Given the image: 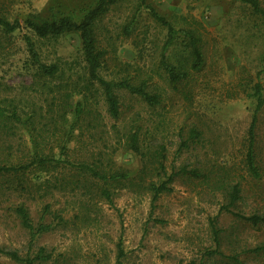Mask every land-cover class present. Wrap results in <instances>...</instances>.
<instances>
[{"label": "rangeland", "instance_id": "obj_1", "mask_svg": "<svg viewBox=\"0 0 264 264\" xmlns=\"http://www.w3.org/2000/svg\"><path fill=\"white\" fill-rule=\"evenodd\" d=\"M96 1L0 0V14L10 21H22L27 14L78 18ZM259 2L264 8V0ZM145 6L175 28H187L193 22L202 34L203 68L191 73L178 91L171 89L157 66L166 31ZM128 27L129 34L125 32ZM25 35L34 42L43 63L70 65L66 75L81 72L76 33L47 40L37 39L26 29L7 39L0 35V96L34 95L29 88L42 83L29 64ZM95 36L105 52L100 75L104 79L132 75L135 81L145 80L147 91L159 94L161 103L151 108L138 97L120 92V118L111 120L102 111L103 127L95 130L85 124L69 130L73 113H68L66 138L59 145L43 148L58 164L47 167L46 172L37 166L25 172L30 192H22L13 176L0 175V264H26L8 254L33 259L39 248L52 252V260L32 264H264V225H252L223 211L228 186L239 183L241 198L230 210L264 217V108L257 113L255 138L261 178H249L242 163L255 108L250 95L256 82L264 96V33L249 9L238 0H117L96 22ZM166 58L171 64H186L182 40L169 48ZM79 98L73 96L74 102ZM132 124L140 128V155L122 147L121 136ZM191 129L200 134L197 140L188 139ZM31 134L25 124L17 126L8 164L29 162ZM91 135L97 142L93 143ZM158 146L165 148L167 175L184 167L197 169L202 177L178 175L172 191L152 203L151 194L140 186L165 180L162 172L155 170L156 163L153 165ZM101 149L103 160L113 169L130 173L136 185L110 186V204L96 195V189L90 190L91 195L53 190L51 196L39 198L42 193L37 190L44 180L52 184L65 177L66 182L83 185L87 181L90 185L93 181L79 173L76 162L89 151ZM18 206L27 209L34 226L50 225V231L31 239L15 213ZM214 230L218 231L220 254L209 256L207 253L216 248ZM118 245L124 253L119 259Z\"/></svg>", "mask_w": 264, "mask_h": 264}, {"label": "trees", "instance_id": "obj_2", "mask_svg": "<svg viewBox=\"0 0 264 264\" xmlns=\"http://www.w3.org/2000/svg\"><path fill=\"white\" fill-rule=\"evenodd\" d=\"M238 1L249 9L250 16L255 19L264 33V8L261 7L259 0ZM116 2L117 0H97L92 8L78 18H73L70 15L57 16L54 13L47 18L37 14H27L22 21L17 18L10 21L0 14V35L6 39L14 32L25 29L39 40L76 33L81 46V72L66 75V71H70V65H64L59 61L51 64L43 63L40 60L34 42L27 35L23 37L29 56V64L35 70V77L38 80H42V83L37 88H29L30 93L34 95H24L21 92L20 94L12 93L10 96H7V94L0 96V175L13 176L15 184L22 192H30L24 176L25 172L31 167L37 166L41 169V172H46L47 167L58 164V160H55L50 152L45 154L43 148L51 143L59 145L66 138H64L66 135L64 124L68 113H73V121L69 130L75 126H81V124H85V127L89 130H95L103 127L102 111L111 120L120 118L118 95L120 92L138 97L151 108L161 103L159 94L147 91L148 86L145 80L135 81L132 75L104 79L100 75L104 68L105 52L98 45L95 36V24L108 13ZM142 5L144 4L142 3ZM145 8L148 9L150 17L166 31L157 66L164 73L165 80L171 89L178 91V87L188 81L191 73L200 72L203 68L202 34L193 22L187 28H175L172 22L155 12L151 7L145 6ZM130 31L129 27L125 28L127 34ZM178 40H182L184 43L187 53L186 64L181 62L171 64L166 58V52ZM261 61L263 65L262 71L264 72V55ZM75 95L80 98L74 102L73 96ZM250 97L255 101V108L247 130L242 163L248 177L252 180H259L261 173L256 160L255 138L258 121L257 113L264 108V96L259 82L253 85ZM23 115L25 119L21 120ZM21 123L25 124L32 133L33 154L29 162H19L15 165L8 164L9 157L13 154L11 153V140L15 138L17 126ZM139 133L140 128L132 124L121 136L124 140L122 147L140 155ZM199 135L195 129H191L188 139L197 140ZM91 140L93 143L97 142L93 135H91ZM99 140L102 139L99 138ZM182 146L187 148V143L183 142ZM64 149V146L60 147L61 151ZM164 152L165 148L158 146L153 154V165L156 163L157 167L155 170L162 172L165 180L163 182L150 181L148 185L143 187L138 184V187L140 186L142 190L151 194L152 203L157 201L161 195L172 191L171 185L178 175L181 174L194 179L202 177L197 169L187 170L184 167L177 174L171 173L167 175L163 164L165 160ZM102 154V149L96 153L91 150L86 154L87 156L76 162L79 173L93 181L89 182L91 183L90 185L87 184V181H84L83 185H79V182L75 183L72 180L66 182L65 177L59 179L63 182L62 184L59 183L58 179H55L52 184H50V180H44L41 183V189L37 190V192L42 193L39 194V198L42 199L47 195L51 196V191L53 190L59 193L80 191L83 194L91 195L92 191L90 190L96 189V195L110 204L111 194L108 189L110 186H113V188H128L136 185L134 184V177L130 173L113 169L107 161L103 160ZM142 173H144V169L140 172V174ZM156 175H160V173ZM240 195L241 188L239 183L229 185L225 196L227 204L223 206V211L252 225H264V217L262 216L255 214L243 216L230 210L240 200ZM47 209L48 206H46L44 211L46 212ZM15 213L21 226L29 232L31 239H35V237L47 233L51 229L50 225L41 223L34 226L30 221L27 209L23 206L16 207ZM213 235L216 248L207 253L209 256L220 254L218 251L220 246L218 231L214 230ZM123 254L122 248L118 245L117 259L121 258ZM8 255L13 260L25 262L26 264H32L35 261L46 263L52 260V252H48L44 248H39L33 259L23 260L14 253ZM190 264L196 263L192 262Z\"/></svg>", "mask_w": 264, "mask_h": 264}]
</instances>
